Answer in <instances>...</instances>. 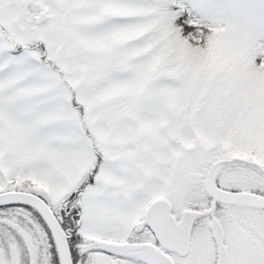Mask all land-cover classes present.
<instances>
[{
  "label": "snow or ice",
  "instance_id": "snow-or-ice-1",
  "mask_svg": "<svg viewBox=\"0 0 264 264\" xmlns=\"http://www.w3.org/2000/svg\"><path fill=\"white\" fill-rule=\"evenodd\" d=\"M0 264H264V0H0Z\"/></svg>",
  "mask_w": 264,
  "mask_h": 264
}]
</instances>
